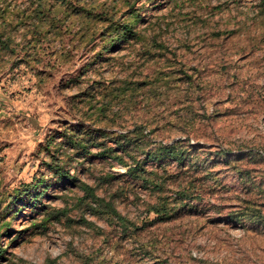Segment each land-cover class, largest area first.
Instances as JSON below:
<instances>
[{"label": "rangeland", "instance_id": "374dc122", "mask_svg": "<svg viewBox=\"0 0 264 264\" xmlns=\"http://www.w3.org/2000/svg\"><path fill=\"white\" fill-rule=\"evenodd\" d=\"M0 26V264H264L262 0H0Z\"/></svg>", "mask_w": 264, "mask_h": 264}, {"label": "trees", "instance_id": "16d2710c", "mask_svg": "<svg viewBox=\"0 0 264 264\" xmlns=\"http://www.w3.org/2000/svg\"><path fill=\"white\" fill-rule=\"evenodd\" d=\"M262 2H263V5H264V0H262ZM128 27H129V26H128ZM128 27L126 26L125 28H128ZM0 29H1V26H0ZM7 38H8V37H7ZM7 38H6V39H7ZM56 173H60V175H63V176H67V177H69V174H68V173H66V174H62L60 168H57Z\"/></svg>", "mask_w": 264, "mask_h": 264}]
</instances>
